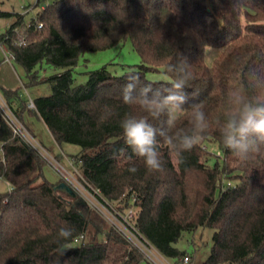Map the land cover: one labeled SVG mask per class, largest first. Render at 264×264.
<instances>
[{
  "label": "trees",
  "instance_id": "trees-1",
  "mask_svg": "<svg viewBox=\"0 0 264 264\" xmlns=\"http://www.w3.org/2000/svg\"><path fill=\"white\" fill-rule=\"evenodd\" d=\"M0 17H15L0 44L25 69L28 85L50 87L34 99L35 109L18 90L2 89L5 101L29 130L28 122L36 118L58 145L81 148L70 160L88 188L122 213L135 207L139 232L167 258L186 255L175 247L183 234L211 228L213 244L202 264H264V157L239 163L222 147L217 131L230 90L243 88L264 99L249 87L251 78H264V0H53L28 24L22 14L0 11ZM128 40L141 57L137 70L117 76L104 66L74 85L81 55ZM207 48L219 50L211 65ZM183 59L192 79L184 90V110L175 117L188 127L191 105L202 103L210 127L183 153V163L162 146L164 170L149 172L124 142L120 120L126 112L140 113L123 103L122 89L132 73L142 83L166 89L173 79L167 66ZM44 65L53 71L42 79ZM157 71L170 80L146 77ZM165 119L149 122L162 127ZM213 144L222 152V166L208 165L204 147ZM0 145L5 153L0 179L12 188L0 193V264L145 262L74 191L70 197L56 190L60 180L44 177V158L14 137L1 113ZM132 166L134 173L128 170ZM61 227L74 228L69 240L58 237Z\"/></svg>",
  "mask_w": 264,
  "mask_h": 264
},
{
  "label": "clouds",
  "instance_id": "clouds-1",
  "mask_svg": "<svg viewBox=\"0 0 264 264\" xmlns=\"http://www.w3.org/2000/svg\"><path fill=\"white\" fill-rule=\"evenodd\" d=\"M167 71L173 75V79L166 89L142 83L136 73L127 77L122 89L123 103L140 113L126 112L120 120L124 142L149 172L164 170L162 146H166L178 162L183 163V153L197 146L210 127L202 103L191 105L188 127L179 125L173 113L183 111L187 103L188 97L184 90L192 79L190 64L183 59L169 64ZM249 87L264 95V78H251ZM226 104L227 110L222 120L217 121L222 147L241 164L264 157V99L250 97L245 89L237 87L228 92ZM161 117L166 118L162 127L149 122ZM123 154L124 150L121 149ZM127 159L131 161L132 156H127ZM128 170L133 173L137 171L135 166ZM73 232L72 227H61L58 237L66 241Z\"/></svg>",
  "mask_w": 264,
  "mask_h": 264
},
{
  "label": "rangeland",
  "instance_id": "rangeland-1",
  "mask_svg": "<svg viewBox=\"0 0 264 264\" xmlns=\"http://www.w3.org/2000/svg\"><path fill=\"white\" fill-rule=\"evenodd\" d=\"M53 0H0V11L12 14H22L25 16V22L28 24L32 19H35L38 13L43 7L51 4ZM15 17H0V36L4 34L9 26L13 24ZM219 50L214 48H207L206 61L211 65L215 59V56ZM11 58L10 61H6V58ZM140 55L133 49L130 40L126 41L119 46L108 49L105 51L87 52L81 55L78 60V64L74 69L75 82L74 85L84 84L88 81V72L100 69L106 66L109 72L113 75L122 76L138 69L141 65ZM46 66H43L40 74L43 75L42 79L49 77L52 74L51 69L45 71ZM146 77L151 81H169L170 77L162 72H148ZM0 80H3L2 84H7L10 88L15 87L20 92V96L27 102L30 99H35L40 94H48L50 87L47 83H41L36 86H29L28 78L25 69L16 63L9 53H5L3 47L0 44ZM2 89L0 88V91ZM0 95L3 94L0 92ZM178 111L174 112L176 116ZM25 120V119H24ZM29 127L26 128L30 131V134L34 139L42 146L43 150L48 153L49 156L56 159L50 160L44 158L45 166L43 168L44 177L52 182L56 183L60 180L61 183L66 184L70 189H74L73 185L63 177L64 170L72 171L71 156L78 154L81 148L72 144L58 145L50 135L44 124L36 119L32 118L29 122ZM26 125V124H24ZM204 150L209 153L208 165L214 167L216 165H223V156L220 149L216 144L206 145ZM46 157V156H45ZM77 172L74 174L75 178L80 180V171L78 166H74ZM228 181H224L225 185ZM9 183L1 178L0 179V193L10 190ZM214 230L211 228L199 229L194 233H185L182 238L175 244V247L185 252L191 259L190 264H202L210 255L211 247L213 244ZM173 261H177L174 260ZM142 264H148L143 262Z\"/></svg>",
  "mask_w": 264,
  "mask_h": 264
},
{
  "label": "built area",
  "instance_id": "built-area-1",
  "mask_svg": "<svg viewBox=\"0 0 264 264\" xmlns=\"http://www.w3.org/2000/svg\"><path fill=\"white\" fill-rule=\"evenodd\" d=\"M41 27V25L39 26ZM25 41H21L19 44H24ZM2 46V45H1ZM5 53H9L4 46H2ZM10 54V53H9ZM10 57L13 56L10 54ZM11 58H6V61H10ZM28 107L30 109H35L34 100L30 99L28 101ZM0 113L8 123L11 128L14 137H17L28 145H30L35 151H37L45 159L49 157L50 160L56 161L48 155L46 151L43 150L42 146L34 139L30 134V131L26 128L24 123L18 118V116L13 112L11 107L5 101V99L0 95ZM46 156V157H45ZM57 162V161H56ZM0 164L5 165V153L3 150V145H0ZM72 171L68 172L64 170L63 177L70 182L74 191L82 200H84L92 209L99 213L113 228H115L134 248H136L143 256V259L148 264H190V257L185 255L184 257L173 261V259L165 257L160 251H158L153 244L146 240L139 229L136 226V208L132 207L125 213H122L115 209V207L109 203L99 191L88 188L83 180L75 178V169L73 163L71 162ZM10 190L12 188L10 187ZM134 199V197H132ZM135 200V199H134ZM78 242V239L75 240Z\"/></svg>",
  "mask_w": 264,
  "mask_h": 264
},
{
  "label": "water",
  "instance_id": "water-1",
  "mask_svg": "<svg viewBox=\"0 0 264 264\" xmlns=\"http://www.w3.org/2000/svg\"><path fill=\"white\" fill-rule=\"evenodd\" d=\"M56 190L64 192L66 195L70 197H74V192L72 191V189H70V187L64 183H61L60 185H58L56 187Z\"/></svg>",
  "mask_w": 264,
  "mask_h": 264
},
{
  "label": "crops",
  "instance_id": "crops-1",
  "mask_svg": "<svg viewBox=\"0 0 264 264\" xmlns=\"http://www.w3.org/2000/svg\"><path fill=\"white\" fill-rule=\"evenodd\" d=\"M2 82H3V80H0V88L1 89H7V90H16V88L15 87H12V88H10V86H8L7 84H2ZM1 93H2V91H0ZM42 95H45V94H40L39 96H42ZM38 96V97H39ZM2 97H3V95H2ZM4 98V97H3ZM37 98V97H36Z\"/></svg>",
  "mask_w": 264,
  "mask_h": 264
}]
</instances>
